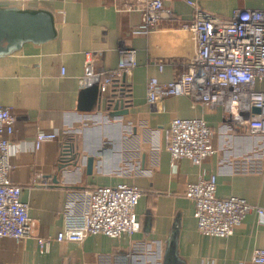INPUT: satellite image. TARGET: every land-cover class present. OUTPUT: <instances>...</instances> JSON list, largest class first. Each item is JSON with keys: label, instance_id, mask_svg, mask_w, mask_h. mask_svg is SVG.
I'll return each instance as SVG.
<instances>
[{"label": "crops", "instance_id": "crops-1", "mask_svg": "<svg viewBox=\"0 0 264 264\" xmlns=\"http://www.w3.org/2000/svg\"><path fill=\"white\" fill-rule=\"evenodd\" d=\"M164 1L176 18L161 21L146 36L135 34L141 14L120 10L115 0H0V5L49 9L58 28V38L41 53L0 60V107L10 108L17 119L6 135L11 179L22 187L21 199L34 222L32 236L21 243L0 238V264H166L172 243L179 264H255L254 251L264 249L258 216L248 215L228 238L205 236L185 191L200 177L215 175L219 198L238 197L264 209V135L230 124L223 106L208 109L189 97L148 103V82L175 80L196 55L193 34L185 28L193 8L184 0ZM197 3L223 18L236 9L264 10V0ZM122 44L136 50L138 63L126 78L128 114L110 116L104 101L100 108L80 110L85 54L94 53L96 72L114 70ZM175 118L204 119L213 130L216 153L201 167L186 158L172 160L168 140ZM39 131L57 133L58 139L37 150ZM66 145L74 157L62 162ZM119 184L143 192L136 208L140 232L120 238L94 234L80 243L54 240L48 253H40L37 238H55L66 212L85 207L86 191Z\"/></svg>", "mask_w": 264, "mask_h": 264}, {"label": "built area", "instance_id": "built-area-1", "mask_svg": "<svg viewBox=\"0 0 264 264\" xmlns=\"http://www.w3.org/2000/svg\"><path fill=\"white\" fill-rule=\"evenodd\" d=\"M184 1L193 8V18L185 28L193 34L196 55L186 62L187 71L175 80L163 83L152 78L147 84L148 103L189 97L208 109L223 106L228 122L244 126L254 135H264V10L236 9L231 17L223 18L203 10L197 0ZM115 5L122 11L141 14V25L135 30L138 35L147 36L161 21L176 18L164 0H115ZM119 54L116 69L96 72L94 53L87 52L80 88L95 83L107 96L122 87V77L127 78L138 63L134 48L122 44ZM159 68L162 71L163 65ZM16 120L10 108L0 107V238L21 243L32 236L34 222L29 204L21 199L22 187L11 179V141L6 135L13 133ZM57 139V133L39 131L35 148L39 150L44 143ZM168 150L172 160L186 158L201 167L216 153L214 132L204 119L175 118ZM142 195L139 187L127 184L86 191L85 207L66 212L65 226L55 238H37L40 253H48L54 240L80 243L94 234L120 238L140 232L142 223L136 208ZM185 196L195 204L198 230L205 236L228 238L253 213L259 223H264L263 208L238 197L219 198L215 175L188 184ZM253 262L264 264V249L254 251Z\"/></svg>", "mask_w": 264, "mask_h": 264}, {"label": "water", "instance_id": "water-1", "mask_svg": "<svg viewBox=\"0 0 264 264\" xmlns=\"http://www.w3.org/2000/svg\"><path fill=\"white\" fill-rule=\"evenodd\" d=\"M57 38L56 17L49 9L19 4L0 5V60L22 54H39ZM128 87L126 75L122 77V87L113 89L107 96L100 92L97 84H91L80 92L79 109L92 111L96 107L100 108L104 101L110 116L128 114L131 107V91ZM254 111L259 112V109ZM70 157H74L72 149L66 145L61 153V161H68ZM93 160V157L88 158L89 171ZM166 264H179L174 243L168 251Z\"/></svg>", "mask_w": 264, "mask_h": 264}]
</instances>
